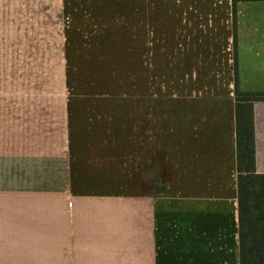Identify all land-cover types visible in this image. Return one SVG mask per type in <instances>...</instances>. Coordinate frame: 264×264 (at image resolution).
<instances>
[{
	"label": "crops",
	"instance_id": "1",
	"mask_svg": "<svg viewBox=\"0 0 264 264\" xmlns=\"http://www.w3.org/2000/svg\"><path fill=\"white\" fill-rule=\"evenodd\" d=\"M75 43L167 90L73 136ZM235 81L264 91V0H0V264H240Z\"/></svg>",
	"mask_w": 264,
	"mask_h": 264
},
{
	"label": "rangeland",
	"instance_id": "2",
	"mask_svg": "<svg viewBox=\"0 0 264 264\" xmlns=\"http://www.w3.org/2000/svg\"><path fill=\"white\" fill-rule=\"evenodd\" d=\"M75 36L77 35L73 36V41ZM75 45L72 51L68 50L69 57L65 56L67 82L61 81L64 78V72H61L63 67L59 66V90L66 95L71 116V133L75 137L80 133L84 117L85 121L90 118L87 121L89 123L96 122L99 119L97 115H102L101 120L105 118V121L111 122L113 118L111 116L109 119V115H112L118 107L122 113L124 132L125 124L129 123V115L135 112V109L139 119L143 117L142 113H144L145 103L149 102L147 96L150 91L157 93L162 87H166L167 90L168 84L146 82L145 68L122 65L128 61L123 58L115 59L113 52L107 56H104L103 52V58L100 60L89 59L85 58L87 52H82L78 48L79 45L76 43ZM62 53L59 51V58H62ZM61 86L62 89H60ZM150 97V101L154 100V96L150 94ZM93 103L99 104L95 107L91 106ZM93 115L97 119H94L95 117L92 119ZM129 165L128 161L125 166ZM154 185L159 187L161 182H154Z\"/></svg>",
	"mask_w": 264,
	"mask_h": 264
},
{
	"label": "trees",
	"instance_id": "3",
	"mask_svg": "<svg viewBox=\"0 0 264 264\" xmlns=\"http://www.w3.org/2000/svg\"><path fill=\"white\" fill-rule=\"evenodd\" d=\"M234 100L239 263L264 264V173L255 171L252 109L264 91H240L235 81Z\"/></svg>",
	"mask_w": 264,
	"mask_h": 264
}]
</instances>
